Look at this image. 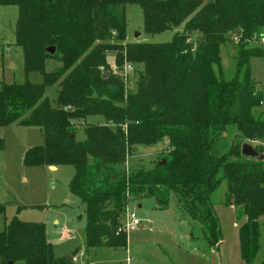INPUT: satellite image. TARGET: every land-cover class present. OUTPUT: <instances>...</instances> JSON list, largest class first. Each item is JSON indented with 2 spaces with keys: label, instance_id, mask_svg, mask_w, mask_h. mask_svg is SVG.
<instances>
[{
  "label": "trees",
  "instance_id": "obj_1",
  "mask_svg": "<svg viewBox=\"0 0 264 264\" xmlns=\"http://www.w3.org/2000/svg\"><path fill=\"white\" fill-rule=\"evenodd\" d=\"M128 5L142 8L148 34L183 31L169 43H128ZM10 6L18 9L15 45L26 80L2 83L0 129L41 130L44 142L26 151V166L74 168L70 190L85 206L87 247L126 249L129 205L150 199L156 209L176 206L183 219L197 221L208 246L218 249L223 238L213 196L225 183L222 204L245 219L241 257L253 264L264 217V160L246 158L242 146L264 155V117L256 112L264 97L251 73V61L264 59V46L253 42L264 36V0H0V7ZM237 34L236 76L225 80L221 50ZM109 54L119 69L134 66L135 91L115 73ZM50 60L61 66L47 71ZM32 73L42 82H31ZM56 85L52 102L47 89ZM95 116L105 124H88ZM161 142L167 148L153 168L129 163L138 146ZM5 210L0 205V215ZM20 263L73 264L55 258L44 223L14 217L0 231V264Z\"/></svg>",
  "mask_w": 264,
  "mask_h": 264
},
{
  "label": "rangeland",
  "instance_id": "obj_2",
  "mask_svg": "<svg viewBox=\"0 0 264 264\" xmlns=\"http://www.w3.org/2000/svg\"><path fill=\"white\" fill-rule=\"evenodd\" d=\"M16 12V7H0V90L2 83L23 84L26 80L22 50L14 45ZM126 16L128 43H169L176 32L183 31L181 27L159 34L146 33L139 5H128ZM236 56V43L221 50V69L225 80L236 76ZM108 61L114 63V54L108 55ZM57 65L50 60L46 70L52 71ZM216 71L219 72L217 67ZM251 73L264 97V59L251 61ZM137 79L135 71L130 74L132 91L136 90ZM29 80L41 83L42 76L32 73ZM57 89V85L47 89V96L52 102ZM256 112L263 113L264 117V103ZM87 123L102 125L105 119L90 117ZM84 139L82 128L77 140ZM0 140L3 143L0 149V205L6 208L5 214L0 215V231L4 229L5 222L9 223L14 217L23 222L44 223L57 260L74 258L73 264H246L238 252L234 253L245 219H239L235 209L222 204L225 183L213 196L223 238L218 249L208 246L197 221L183 219L181 210L176 206L167 210L156 209L150 199L129 205L141 224L127 229L126 249L88 248L85 206L70 190L74 168L61 165L51 170L49 167H28L24 164L26 151L44 142L39 128L3 127L0 129ZM166 148L167 145L162 142L151 147L138 146L134 150L135 157L130 158L129 163L134 167L151 169ZM63 229L70 232L68 237L62 234ZM260 234V250L253 264L264 262V217L260 218Z\"/></svg>",
  "mask_w": 264,
  "mask_h": 264
},
{
  "label": "built area",
  "instance_id": "obj_3",
  "mask_svg": "<svg viewBox=\"0 0 264 264\" xmlns=\"http://www.w3.org/2000/svg\"><path fill=\"white\" fill-rule=\"evenodd\" d=\"M234 42L237 44L240 42V38H239V34H237L234 37ZM254 44H258L261 46H264V36L262 37H254ZM113 69L115 71L116 74H118L119 76H121L122 78H124V80L127 83L131 84V80H130V74H132L135 71V68L133 65L131 64H125V66L122 69L117 68L115 65L113 66ZM141 224L140 220L137 218L135 213L132 212H128L127 214V220H126V227L127 229L129 227H134V226H139Z\"/></svg>",
  "mask_w": 264,
  "mask_h": 264
},
{
  "label": "water",
  "instance_id": "obj_4",
  "mask_svg": "<svg viewBox=\"0 0 264 264\" xmlns=\"http://www.w3.org/2000/svg\"><path fill=\"white\" fill-rule=\"evenodd\" d=\"M48 52L51 54H54L55 48L54 47L49 48ZM71 139H75V136H71ZM242 154H243V156H245L246 158H249V159L264 160V155L260 154L253 145L248 144V143L243 144ZM68 260L70 262H72L71 258H69Z\"/></svg>",
  "mask_w": 264,
  "mask_h": 264
},
{
  "label": "crops",
  "instance_id": "obj_5",
  "mask_svg": "<svg viewBox=\"0 0 264 264\" xmlns=\"http://www.w3.org/2000/svg\"><path fill=\"white\" fill-rule=\"evenodd\" d=\"M10 7H13V6H10ZM17 17H16V21H17V18H18V9H17ZM15 25H16V22H15ZM15 45V44H14ZM16 46V45H15ZM16 47H19V46H16ZM21 50H22V48L21 47H19ZM23 53V52H22ZM56 63H58V62H56ZM59 65H57L55 68H54V70L55 69H57V68H59L60 66H61V64L60 63H58ZM111 64V63H110ZM23 65H24V60H23ZM112 65V67L115 65L114 63L113 64H111ZM53 71V70H52ZM49 72H51V71H49ZM56 94L58 95V89L56 90ZM57 95H56V97H55V99H54V101L57 99ZM41 134H42V132H41ZM83 141V140H82ZM56 168L57 167H49V169H51V170H56ZM227 207V206H226ZM229 208H231V209H235L234 207H229ZM236 210V209H235ZM128 212L130 213L131 212V207L129 206V209H128ZM133 213V212H132ZM135 213V212H134ZM62 234L65 236V237H68L69 235H70V232L67 230V229H63L62 230ZM48 235V234H47ZM240 246H241V244H240V238H239V240H238V246L236 247V250L237 251H234V253L235 252H238V254L240 255V257H241V248H240ZM72 259V263L74 262V258H71ZM241 259H242V257H241ZM243 261V260H242ZM237 264H239V263H237Z\"/></svg>",
  "mask_w": 264,
  "mask_h": 264
}]
</instances>
